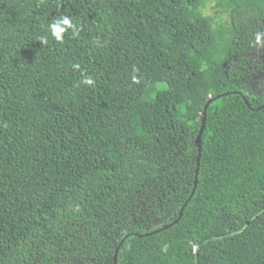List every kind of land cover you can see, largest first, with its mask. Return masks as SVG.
Segmentation results:
<instances>
[{"label": "trees", "instance_id": "1", "mask_svg": "<svg viewBox=\"0 0 264 264\" xmlns=\"http://www.w3.org/2000/svg\"><path fill=\"white\" fill-rule=\"evenodd\" d=\"M262 55L264 0H0V264H264Z\"/></svg>", "mask_w": 264, "mask_h": 264}, {"label": "clouds", "instance_id": "2", "mask_svg": "<svg viewBox=\"0 0 264 264\" xmlns=\"http://www.w3.org/2000/svg\"><path fill=\"white\" fill-rule=\"evenodd\" d=\"M52 36L55 38L57 42L62 43L64 40V33L68 29L73 30V35H79V29L77 26L73 23V21L67 16H61L58 20L53 22L48 26ZM261 41V36L257 34L256 36V43L259 44ZM43 43H47V40H43ZM78 67V66H77ZM82 83L88 85V86H94L95 81L91 77H85Z\"/></svg>", "mask_w": 264, "mask_h": 264}, {"label": "water", "instance_id": "3", "mask_svg": "<svg viewBox=\"0 0 264 264\" xmlns=\"http://www.w3.org/2000/svg\"><path fill=\"white\" fill-rule=\"evenodd\" d=\"M212 99L208 101V103L206 104L205 106V112H204V118H203V125H202V128H201V131L199 133V136L197 138V141H196V144L197 146L199 147V151L201 152V147H202V141H201V136H202V132L204 130V127H205V123H206V115H207V109L209 107V104L211 103ZM200 158H201V153L199 154V158H198V161H200ZM197 183V181H196ZM182 213L183 211H181L180 213V216H182ZM119 249H117V252H118ZM115 261H116V258H115Z\"/></svg>", "mask_w": 264, "mask_h": 264}, {"label": "rangeland", "instance_id": "4", "mask_svg": "<svg viewBox=\"0 0 264 264\" xmlns=\"http://www.w3.org/2000/svg\"><path fill=\"white\" fill-rule=\"evenodd\" d=\"M206 11H207V13H210V14H213L214 13V10H213V8H212L211 5H209V7H208V9ZM262 59L264 61V55H262Z\"/></svg>", "mask_w": 264, "mask_h": 264}]
</instances>
